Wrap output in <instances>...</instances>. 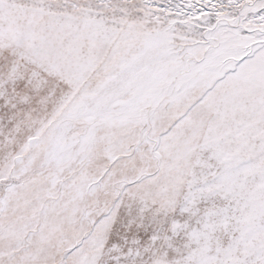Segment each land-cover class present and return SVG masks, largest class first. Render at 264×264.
<instances>
[{
	"label": "snow or ice",
	"instance_id": "1",
	"mask_svg": "<svg viewBox=\"0 0 264 264\" xmlns=\"http://www.w3.org/2000/svg\"><path fill=\"white\" fill-rule=\"evenodd\" d=\"M0 264H264V0H0Z\"/></svg>",
	"mask_w": 264,
	"mask_h": 264
}]
</instances>
